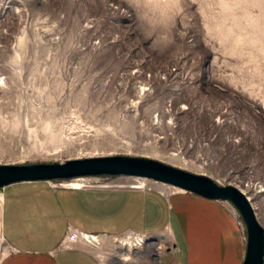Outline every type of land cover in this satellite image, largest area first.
Returning <instances> with one entry per match:
<instances>
[{
  "label": "rangeland",
  "instance_id": "1",
  "mask_svg": "<svg viewBox=\"0 0 264 264\" xmlns=\"http://www.w3.org/2000/svg\"><path fill=\"white\" fill-rule=\"evenodd\" d=\"M110 154L233 184L264 227V0H0V163ZM80 177L43 180H145ZM145 186L189 192L152 179ZM221 201L245 253L241 215ZM87 235L68 240L102 264H160L174 242L170 229ZM5 250L0 241V258Z\"/></svg>",
  "mask_w": 264,
  "mask_h": 264
},
{
  "label": "crops",
  "instance_id": "2",
  "mask_svg": "<svg viewBox=\"0 0 264 264\" xmlns=\"http://www.w3.org/2000/svg\"><path fill=\"white\" fill-rule=\"evenodd\" d=\"M174 242L160 264H241L244 242L223 201L156 186H52L45 180L2 187L0 264H102L69 231L159 233Z\"/></svg>",
  "mask_w": 264,
  "mask_h": 264
},
{
  "label": "water",
  "instance_id": "3",
  "mask_svg": "<svg viewBox=\"0 0 264 264\" xmlns=\"http://www.w3.org/2000/svg\"><path fill=\"white\" fill-rule=\"evenodd\" d=\"M96 174H124L177 186L210 199L228 200L239 211L246 228L241 264H263L264 227L244 191L221 184L204 173L193 172L155 158L127 154L98 155L63 162L0 163V186L29 180L73 178Z\"/></svg>",
  "mask_w": 264,
  "mask_h": 264
},
{
  "label": "built area",
  "instance_id": "4",
  "mask_svg": "<svg viewBox=\"0 0 264 264\" xmlns=\"http://www.w3.org/2000/svg\"><path fill=\"white\" fill-rule=\"evenodd\" d=\"M1 194H2V187L0 186V196H1ZM76 234H77V232H75V231H69V233H68V239H74L75 237H76ZM84 234H86V233H84Z\"/></svg>",
  "mask_w": 264,
  "mask_h": 264
},
{
  "label": "bare ground",
  "instance_id": "5",
  "mask_svg": "<svg viewBox=\"0 0 264 264\" xmlns=\"http://www.w3.org/2000/svg\"><path fill=\"white\" fill-rule=\"evenodd\" d=\"M78 178H81V177H78ZM78 178H75V179H78ZM136 179H145V178H136ZM145 181H146V179L145 180H140L139 181V184H141V185H139L140 187L141 186H143V184L145 183ZM139 186H137V187H139ZM133 187H134V185H133ZM179 188V187H178ZM86 238H90V235H87V237Z\"/></svg>",
  "mask_w": 264,
  "mask_h": 264
}]
</instances>
